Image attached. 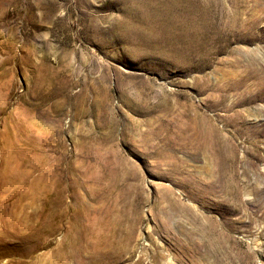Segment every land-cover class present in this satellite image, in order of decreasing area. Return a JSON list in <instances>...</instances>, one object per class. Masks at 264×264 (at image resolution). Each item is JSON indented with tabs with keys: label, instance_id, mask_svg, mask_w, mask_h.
I'll list each match as a JSON object with an SVG mask.
<instances>
[{
	"label": "rangeland",
	"instance_id": "rangeland-1",
	"mask_svg": "<svg viewBox=\"0 0 264 264\" xmlns=\"http://www.w3.org/2000/svg\"><path fill=\"white\" fill-rule=\"evenodd\" d=\"M0 264H264V0H0Z\"/></svg>",
	"mask_w": 264,
	"mask_h": 264
},
{
	"label": "bare ground",
	"instance_id": "bare-ground-1",
	"mask_svg": "<svg viewBox=\"0 0 264 264\" xmlns=\"http://www.w3.org/2000/svg\"><path fill=\"white\" fill-rule=\"evenodd\" d=\"M252 32V31H251ZM252 85V84H251Z\"/></svg>",
	"mask_w": 264,
	"mask_h": 264
}]
</instances>
